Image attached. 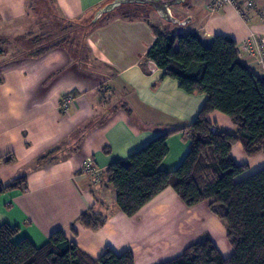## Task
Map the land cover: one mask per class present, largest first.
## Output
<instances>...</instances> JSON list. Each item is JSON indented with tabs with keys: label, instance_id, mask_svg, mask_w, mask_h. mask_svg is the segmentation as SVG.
Here are the masks:
<instances>
[{
	"label": "crops",
	"instance_id": "obj_1",
	"mask_svg": "<svg viewBox=\"0 0 264 264\" xmlns=\"http://www.w3.org/2000/svg\"><path fill=\"white\" fill-rule=\"evenodd\" d=\"M108 1L47 0L68 20H86ZM254 2L263 16L254 14L248 23L230 6L210 11L207 0L172 6L189 7L191 12L183 14L194 24L189 32H197L204 44L221 34L232 37L240 48L249 30L264 38V0ZM9 6L15 7V1L0 0V42L24 35L25 19L19 21L17 10ZM151 23L118 15L97 23L86 35L91 67H82L60 47L32 57L7 60L6 53L0 55V181L26 175L25 189L0 194V224L18 227L14 241L27 238L40 247L53 231L61 230L92 258L109 247L116 253L130 250L134 264H158L208 234L223 257L233 254L226 227L209 211L207 200L189 207L167 187L127 216L116 208L105 178L110 163L123 160L164 130L193 121L207 98L183 91L152 61L143 63L155 40ZM181 26L164 21L160 25L172 33L184 32ZM238 56L260 76L248 52ZM65 99L69 100L63 106ZM207 117L218 130L235 131L227 115L212 111ZM166 145L159 167L169 171L188 152L189 140L176 132L167 137ZM54 148L58 150L52 161L37 163ZM231 156L247 164L239 177L264 168V150L248 157L237 142ZM87 158L92 160L88 170ZM92 206L106 216L95 230L78 221Z\"/></svg>",
	"mask_w": 264,
	"mask_h": 264
},
{
	"label": "trees",
	"instance_id": "obj_2",
	"mask_svg": "<svg viewBox=\"0 0 264 264\" xmlns=\"http://www.w3.org/2000/svg\"><path fill=\"white\" fill-rule=\"evenodd\" d=\"M146 6L151 8L122 4L117 8H123L124 13H114L115 8L94 23L90 22L92 16L87 23H79V19L68 20L53 10L56 25H50L49 33L33 36L19 57L38 56L60 47L86 68L91 62L86 44L89 30L115 15L148 21L137 15L138 9ZM62 21L66 24L61 27ZM151 26L155 40L143 63L152 61L183 91L204 93L207 98L193 121L164 130L123 160L107 166L104 175L114 191L115 206L132 216L167 187L189 207L207 200L209 211L226 227L233 254L223 257L211 237L203 234L181 254L158 264H264V168L239 177L247 164H238L231 156V147L237 142L248 157L264 150V78L239 59L237 43L228 35L217 34L210 44H204L197 32L172 33L158 25ZM82 50L83 60L79 57ZM2 52L0 49V55ZM212 111L227 115L235 131H211L213 125L207 116ZM176 132L187 136L189 149L175 169L165 171L159 165L168 152L166 139ZM57 150L41 155L37 163L52 161ZM25 186L26 175L21 174L0 181V194ZM78 221L84 228L95 230L105 223L106 216L92 206L78 216ZM17 232L16 226L0 224V264H134L130 250L116 253L107 247L99 257L92 258L61 230L53 231L40 247L27 238L14 241Z\"/></svg>",
	"mask_w": 264,
	"mask_h": 264
},
{
	"label": "rangeland",
	"instance_id": "obj_3",
	"mask_svg": "<svg viewBox=\"0 0 264 264\" xmlns=\"http://www.w3.org/2000/svg\"><path fill=\"white\" fill-rule=\"evenodd\" d=\"M13 1H15V7L10 8V6H12L10 5L9 8L12 10H15V9L17 10L16 12L18 13L19 21H22L23 18L25 19L24 20L25 23L22 24L24 27V30H23L24 35H20L17 38H6L5 41L0 42V49L3 50L4 52V53L2 52L3 54L5 53L7 54V55L5 54L8 57L7 60H9L10 58H15L17 56H20L23 53V50L25 49V45L28 44V41L30 42L33 39L32 38L33 36L40 35L41 33H44V32L49 33L51 31L50 25L51 24L56 25L54 22V18H53V9L49 7L47 0H13ZM192 1H196V0H189V3H191ZM197 1H203V0H197ZM171 8H172L173 14L179 19H183L187 16V15L184 16L183 14H187L191 12L189 7L186 5L172 6ZM262 10L264 11V8ZM123 11L124 9L120 7L114 10L113 12L116 14H119V13H122ZM127 11L131 13L130 12L131 10H127ZM22 12H24L25 15ZM93 14L91 16H93ZM137 15L140 17L141 16L146 17L148 20L152 22L153 25L160 26L161 22L164 21L161 17H159V15L152 8H148V7L145 9H138ZM189 15L190 14H188V16ZM87 19H89V17ZM87 19L79 20V23H87L88 22ZM65 24L66 23L62 21L60 23V26L61 27L65 26ZM193 28H194V24L192 23H188L186 25L181 26V29L184 32H189ZM30 31L33 34H27V32L29 33ZM83 35L84 34L82 33L80 35V38H82ZM76 50H79V48L77 47ZM81 53L82 54H79V57L83 60L85 51L82 50ZM91 66H92V62H90L88 67H91Z\"/></svg>",
	"mask_w": 264,
	"mask_h": 264
},
{
	"label": "built area",
	"instance_id": "obj_4",
	"mask_svg": "<svg viewBox=\"0 0 264 264\" xmlns=\"http://www.w3.org/2000/svg\"><path fill=\"white\" fill-rule=\"evenodd\" d=\"M224 6L232 7L239 17L245 22L248 23L251 19V16L254 14L262 17V13L257 12L256 4L254 0H207V8L212 11H218ZM238 52H248L254 58L255 63L259 67L260 76L264 78V38L261 37L253 30H249L245 39L241 42L240 48H237ZM69 99H65L63 106L68 102ZM217 128L213 125L211 126V131H216ZM92 160L90 158L86 159V169L91 166ZM96 175V179L99 180L100 176L97 172H93Z\"/></svg>",
	"mask_w": 264,
	"mask_h": 264
},
{
	"label": "water",
	"instance_id": "obj_5",
	"mask_svg": "<svg viewBox=\"0 0 264 264\" xmlns=\"http://www.w3.org/2000/svg\"><path fill=\"white\" fill-rule=\"evenodd\" d=\"M184 1L185 0H112L96 9L90 22H96L102 17V15L111 12L122 4H141L150 6L159 15V17L166 22L177 25H185L191 20V18L186 17L180 20L176 18L171 11L172 5L180 4Z\"/></svg>",
	"mask_w": 264,
	"mask_h": 264
}]
</instances>
